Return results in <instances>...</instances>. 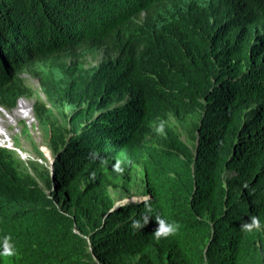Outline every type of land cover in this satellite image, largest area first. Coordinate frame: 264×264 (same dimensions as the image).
<instances>
[{
  "label": "trees",
  "instance_id": "16d2710c",
  "mask_svg": "<svg viewBox=\"0 0 264 264\" xmlns=\"http://www.w3.org/2000/svg\"><path fill=\"white\" fill-rule=\"evenodd\" d=\"M22 98L53 164L0 147V264H264V0H0V106Z\"/></svg>",
  "mask_w": 264,
  "mask_h": 264
},
{
  "label": "rangeland",
  "instance_id": "374dc122",
  "mask_svg": "<svg viewBox=\"0 0 264 264\" xmlns=\"http://www.w3.org/2000/svg\"><path fill=\"white\" fill-rule=\"evenodd\" d=\"M104 56L105 52L103 50H95L87 52L84 57H81L79 59H83L85 61L86 67L90 68L99 65L104 59ZM73 60H75L74 54L68 52L61 53L55 58H51L48 63L51 64V68L59 70ZM22 78L26 81V84L29 87L40 94L44 99V94L40 88V79L34 77L29 73L23 74ZM35 103V98H32L21 99L17 103L16 108L12 110H6L3 107L1 108L0 106V123L2 124L1 127L6 129L12 136L14 141V151L18 153L20 159L27 163L40 162L47 166L53 159L49 148L51 145L50 135L47 128L42 125V123L34 114L33 107ZM19 106H22L23 110L31 109V117H29V115L26 118L18 117V114H16V112H18ZM13 114V117L10 116ZM186 119L187 125L183 124L184 126L180 125L175 127V129H179V133L182 136V139L190 147H192L193 145H195L196 137L195 133L193 132L192 126V123H194L195 120L192 117H188ZM26 129L28 130V133L25 132ZM31 165L34 169L36 168L35 163H32ZM136 182H138V178L136 179ZM137 193V185H134L132 193L128 197H126V200L121 201L122 199L118 197V194H113V196L117 203L124 204L128 201V199L136 200L137 198H139V195Z\"/></svg>",
  "mask_w": 264,
  "mask_h": 264
},
{
  "label": "clouds",
  "instance_id": "9594fccd",
  "mask_svg": "<svg viewBox=\"0 0 264 264\" xmlns=\"http://www.w3.org/2000/svg\"><path fill=\"white\" fill-rule=\"evenodd\" d=\"M42 97V96H41ZM43 98V97H42ZM22 99H27V98H22ZM21 100V99H20ZM19 100V101H20ZM44 102L46 101V97L44 96ZM18 101V102H19ZM36 104V103H35ZM34 107H35V105H34ZM34 107H33V110H34V114H35V109H34ZM2 108V107H1ZM4 108V107H3ZM16 108V107H15ZM5 109V108H4ZM14 109V108H13ZM7 110V109H6ZM10 110H12V109H10ZM21 112L22 113V115H24V117L23 118H26L29 114H30V116L29 117H31V109H28V110H18V112ZM35 116H36V114H35ZM28 117V118H29ZM43 125V124H42ZM4 130V131H3ZM10 136V138L13 140V138H12V136L8 133V131L6 130V129H4V128H2L1 127V125H0V147L1 148H5V149H8V150H12V151H14V141H13V144L10 142V138H9V136ZM16 142V141H15ZM14 152H16V151H14ZM50 153H51V155H52V152H51V150H50ZM18 154V153H17ZM40 163V162H39ZM42 164V163H41ZM49 164H53V159H52V161H50V163ZM48 164V165H49ZM42 165H44V164H42ZM47 165V166H48ZM44 166H46V165H44ZM116 170L117 171H122V169L119 167V164H117L116 166ZM113 194H115V193H113ZM119 197V196H118ZM141 199H146V197L144 198V197H142V196H139V198H137L136 200H131V199H128V201L126 202V203H128V202H134V201H137V200H141ZM124 200H126V198H124V199H122L121 201H124ZM119 205H121V203H116V205H115V207H117V206H119ZM156 221H157V223H158V227H157V229L154 231V236H155V238L157 239V240H159V239H161V238H166V237H168V236H170V235H172V234H174L177 230H178V225L177 224H175L174 222H169V221H167V220H165V219H163V218H161V217H159V216H157L156 218ZM148 220H149V216H147V215H145L144 217H143V221L141 222V220H135L134 222H133V227H135V228H137V229H139V230H141L147 223H148ZM259 226V221L256 219V218H252V220H251V222H249V223H247V224H245L244 225V227L247 229V230H249V231H251L254 227H258ZM15 254V249H14V247L11 245V244H9V243H5V245H4V247H3V250H2V252H0V255H5V256H12V255H14Z\"/></svg>",
  "mask_w": 264,
  "mask_h": 264
},
{
  "label": "bare ground",
  "instance_id": "6f19581e",
  "mask_svg": "<svg viewBox=\"0 0 264 264\" xmlns=\"http://www.w3.org/2000/svg\"><path fill=\"white\" fill-rule=\"evenodd\" d=\"M19 110H22V106H19ZM16 114H18V117H24V115H22L21 114V112L19 111V112H16ZM10 116H14V114L13 115H10ZM29 116H30V114H29ZM0 125H2L1 123H0ZM4 131V130H3ZM8 135V134H7ZM9 136V135H8ZM9 138H10V136H9ZM12 141V144H13V140L10 138V142Z\"/></svg>",
  "mask_w": 264,
  "mask_h": 264
}]
</instances>
